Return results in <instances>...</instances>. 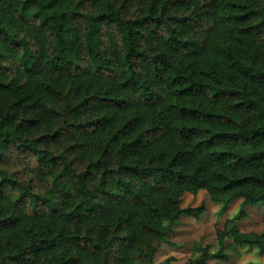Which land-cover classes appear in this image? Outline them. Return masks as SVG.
Here are the masks:
<instances>
[{
  "label": "trees",
  "instance_id": "1",
  "mask_svg": "<svg viewBox=\"0 0 264 264\" xmlns=\"http://www.w3.org/2000/svg\"><path fill=\"white\" fill-rule=\"evenodd\" d=\"M200 190L242 203L190 264L264 249V0H0V264H154Z\"/></svg>",
  "mask_w": 264,
  "mask_h": 264
},
{
  "label": "rangeland",
  "instance_id": "2",
  "mask_svg": "<svg viewBox=\"0 0 264 264\" xmlns=\"http://www.w3.org/2000/svg\"><path fill=\"white\" fill-rule=\"evenodd\" d=\"M231 2L232 0H226L228 4ZM221 41V45L224 48L230 47L233 49L227 36L224 35ZM45 79L62 90L67 89L66 81L47 76H45ZM45 128L51 129L52 123L48 122ZM106 138L107 136H104V139ZM177 141L178 139L174 135L163 140L164 151L168 152L171 150L172 144ZM30 163L29 161H23L22 165H20V160H14L10 170L16 172L19 177H26L28 172L26 169L30 168ZM180 200L182 209H196L203 206L205 212L198 219L181 216L176 223L168 225L166 241L159 245L154 264H162L166 261H169V264H190L195 256L193 252L195 246H209L212 251H217L219 249L218 232L224 230L227 221L238 213L242 203L241 199L234 200L227 205L214 202L208 190H200L195 194L184 192ZM244 213L246 218L238 222V231L241 234H262L264 232L263 208L260 205L248 206L245 208ZM224 244L229 247L233 244V241L226 239ZM227 255L229 258L226 262L211 260L208 264H264V249L257 247L238 246L235 250H228Z\"/></svg>",
  "mask_w": 264,
  "mask_h": 264
}]
</instances>
